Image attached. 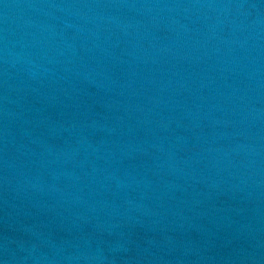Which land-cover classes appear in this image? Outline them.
<instances>
[{
	"label": "water",
	"instance_id": "water-1",
	"mask_svg": "<svg viewBox=\"0 0 264 264\" xmlns=\"http://www.w3.org/2000/svg\"><path fill=\"white\" fill-rule=\"evenodd\" d=\"M0 264H264V0H0Z\"/></svg>",
	"mask_w": 264,
	"mask_h": 264
}]
</instances>
